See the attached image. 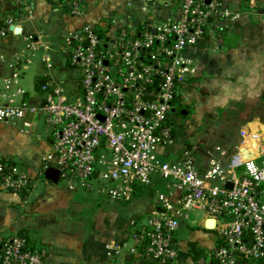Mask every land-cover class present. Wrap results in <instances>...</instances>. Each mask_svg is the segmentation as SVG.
Instances as JSON below:
<instances>
[{"label":"crops","instance_id":"0c3cea01","mask_svg":"<svg viewBox=\"0 0 264 264\" xmlns=\"http://www.w3.org/2000/svg\"><path fill=\"white\" fill-rule=\"evenodd\" d=\"M226 0L240 12L228 29H209L186 50L192 71L184 76L173 110V140L156 149L159 159L178 160L187 149L199 171L212 160L226 168L244 146L264 153V0ZM0 0V105L22 104L21 120L0 122V159L41 176L28 194L0 191V242L21 236L43 255L44 264H153L135 236L153 212H163L159 194L179 197L172 182L154 177L128 200H111L94 178L90 189L69 190L44 177L51 133L40 107L47 87L61 84L68 100L79 96V69L69 64L68 44L82 26L116 19L118 25L158 27L177 14L173 0H83L73 17L50 0ZM12 18L9 24L7 20ZM195 209L175 233L179 264H197L218 243ZM119 244L118 255L107 246Z\"/></svg>","mask_w":264,"mask_h":264},{"label":"built area","instance_id":"2783aa9c","mask_svg":"<svg viewBox=\"0 0 264 264\" xmlns=\"http://www.w3.org/2000/svg\"><path fill=\"white\" fill-rule=\"evenodd\" d=\"M50 1L73 17L83 13V0ZM173 1L177 14L158 27L118 25L111 18L86 24L72 37L69 64L80 71L79 96L68 100L61 84L44 92L40 109L52 143L43 170L57 169L69 190L90 189L98 178L107 184L101 192L123 201L154 177L169 179L179 197L159 194L163 212H153L135 236L139 252L153 264H179L175 233L195 209L214 220L218 238L197 264H264V153L253 157L238 147L226 168L212 160L204 173L187 149L173 161L156 155L174 137V103L192 71L186 50L200 44L207 30L228 29L240 16L226 0ZM23 113L22 104L0 105V122H16ZM41 176L0 159V191L28 194ZM107 249L109 256L120 252L119 244ZM0 264L44 259L23 237L12 236L0 242Z\"/></svg>","mask_w":264,"mask_h":264},{"label":"water","instance_id":"95a60500","mask_svg":"<svg viewBox=\"0 0 264 264\" xmlns=\"http://www.w3.org/2000/svg\"><path fill=\"white\" fill-rule=\"evenodd\" d=\"M153 31H155V30H153ZM44 177L47 178L49 181L56 183L58 181V178H59V172L57 169L50 167L44 171ZM213 222H214L213 219L209 220L208 225L212 226Z\"/></svg>","mask_w":264,"mask_h":264},{"label":"rangeland","instance_id":"374dc122","mask_svg":"<svg viewBox=\"0 0 264 264\" xmlns=\"http://www.w3.org/2000/svg\"><path fill=\"white\" fill-rule=\"evenodd\" d=\"M176 104H177V103L175 102V103H174V106H175ZM177 106H178V105H176V107H177Z\"/></svg>","mask_w":264,"mask_h":264}]
</instances>
